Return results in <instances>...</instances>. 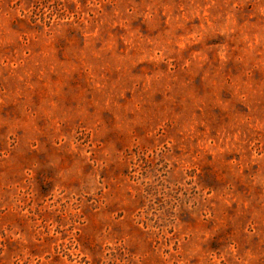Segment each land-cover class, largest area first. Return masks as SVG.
<instances>
[{
  "label": "rangeland",
  "instance_id": "rangeland-1",
  "mask_svg": "<svg viewBox=\"0 0 264 264\" xmlns=\"http://www.w3.org/2000/svg\"><path fill=\"white\" fill-rule=\"evenodd\" d=\"M0 264H264V0H0Z\"/></svg>",
  "mask_w": 264,
  "mask_h": 264
}]
</instances>
